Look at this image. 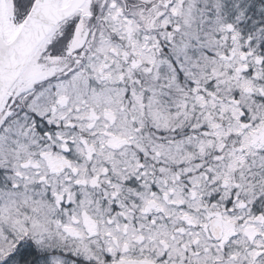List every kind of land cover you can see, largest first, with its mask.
I'll return each mask as SVG.
<instances>
[{
	"label": "snow or ice",
	"instance_id": "obj_1",
	"mask_svg": "<svg viewBox=\"0 0 264 264\" xmlns=\"http://www.w3.org/2000/svg\"><path fill=\"white\" fill-rule=\"evenodd\" d=\"M0 264H264V0H0Z\"/></svg>",
	"mask_w": 264,
	"mask_h": 264
}]
</instances>
